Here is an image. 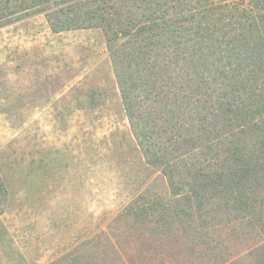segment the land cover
<instances>
[{
  "label": "trees",
  "instance_id": "trees-1",
  "mask_svg": "<svg viewBox=\"0 0 264 264\" xmlns=\"http://www.w3.org/2000/svg\"><path fill=\"white\" fill-rule=\"evenodd\" d=\"M37 14L54 33L104 32L143 161L169 187L118 216L135 254L107 239L109 257L72 261L240 264L245 238L263 251L264 0H0V28ZM7 193L0 176V214Z\"/></svg>",
  "mask_w": 264,
  "mask_h": 264
},
{
  "label": "rangeland",
  "instance_id": "rangeland-1",
  "mask_svg": "<svg viewBox=\"0 0 264 264\" xmlns=\"http://www.w3.org/2000/svg\"><path fill=\"white\" fill-rule=\"evenodd\" d=\"M0 176V264L106 258L107 239L137 252L118 216L169 187L143 161L101 29L54 33L43 14L0 28ZM255 240L235 242L240 264L263 256Z\"/></svg>",
  "mask_w": 264,
  "mask_h": 264
}]
</instances>
